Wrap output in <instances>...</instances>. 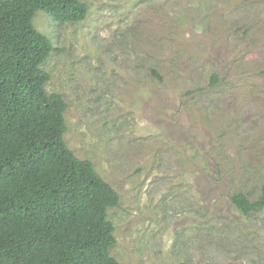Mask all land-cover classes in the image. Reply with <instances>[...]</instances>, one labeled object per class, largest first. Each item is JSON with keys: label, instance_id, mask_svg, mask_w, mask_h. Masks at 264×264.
Instances as JSON below:
<instances>
[{"label": "rangeland", "instance_id": "rangeland-1", "mask_svg": "<svg viewBox=\"0 0 264 264\" xmlns=\"http://www.w3.org/2000/svg\"><path fill=\"white\" fill-rule=\"evenodd\" d=\"M81 1L83 21L38 11L34 25L54 47L42 68L65 141L119 195L111 256L264 264V209L229 201L264 183V0Z\"/></svg>", "mask_w": 264, "mask_h": 264}, {"label": "trees", "instance_id": "trees-1", "mask_svg": "<svg viewBox=\"0 0 264 264\" xmlns=\"http://www.w3.org/2000/svg\"><path fill=\"white\" fill-rule=\"evenodd\" d=\"M38 11L78 23L88 6L0 0V264H119L107 217L119 195L65 141L67 103L45 89L50 74L42 66L54 47L34 25ZM229 201L243 215L261 211L264 183L255 199L237 191Z\"/></svg>", "mask_w": 264, "mask_h": 264}]
</instances>
